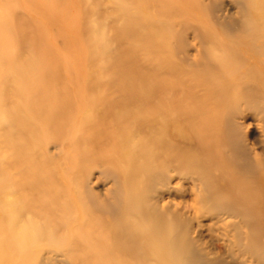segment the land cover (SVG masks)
I'll return each mask as SVG.
<instances>
[{"label": "rangeland", "instance_id": "rangeland-1", "mask_svg": "<svg viewBox=\"0 0 264 264\" xmlns=\"http://www.w3.org/2000/svg\"><path fill=\"white\" fill-rule=\"evenodd\" d=\"M261 45L264 0H0V212L5 176L32 207L12 249L0 213V264H154L112 249L118 221L160 224L165 264H264V65L248 59ZM150 105V126L110 133ZM164 106L173 127L152 118ZM89 135L77 205L40 215L57 230L82 212L88 230L46 237L37 188L72 196L56 162ZM161 137L178 162L127 180L126 156Z\"/></svg>", "mask_w": 264, "mask_h": 264}, {"label": "bare ground", "instance_id": "bare-ground-1", "mask_svg": "<svg viewBox=\"0 0 264 264\" xmlns=\"http://www.w3.org/2000/svg\"><path fill=\"white\" fill-rule=\"evenodd\" d=\"M253 56H249V60H254L257 59V62L260 63L261 65H264V59H260V57H264V45H261L257 47ZM251 62V61H250ZM153 84V83H152ZM248 86V85H247ZM246 86V87H247ZM249 87V86H248ZM249 93V92H248ZM168 106H164L161 108V110L154 111L152 114V118L155 119L156 117H163L165 120H167L168 127H173V123L176 121L177 116L171 114V108ZM151 105L147 108H142V109H134L132 111V114L125 119L123 123L116 124L115 127L111 130L110 133H113L115 131H118L120 129H126L131 127L134 124H137V130L140 131L142 128L138 127H143L145 125H148L149 122L148 120H145V114L147 113V110H150ZM173 111V110H172ZM163 116H162V115ZM57 115V113H56ZM178 120V119H177ZM179 126V125H178ZM158 127V126H157ZM177 128V127H176ZM175 128V129H176ZM180 131V130H179ZM179 134V133H178ZM108 135V134H107ZM97 137V136H96ZM123 137V136H122ZM179 137V135L177 136ZM174 138V133L172 136V140ZM94 136H86L84 138H78L77 141H74L70 145V149L63 155L62 159L59 162H56V165L58 167V174L62 179H64V184L65 186L69 187L72 189V196H68L64 194H58L55 190L52 191L51 186L48 184L46 186V183L42 184V187L37 188V193L43 195H47L46 200L47 202L42 203V201L38 202L36 204L35 208L36 210H32L37 212L38 215H32L34 218V225L37 227H40L39 230L43 231L44 236H55L54 234L58 232L57 230H63L66 226L71 227L75 225L76 223L80 224L81 230H88V223H89V218L86 217L84 218L82 215V212L78 214L77 218L75 219V223H70V224H63V227L55 229H47L45 224L43 225V220L41 215V211L43 210H48L49 207H56L55 204L57 205H66L69 206H76L77 202L80 199V194H81V189L82 186L84 187V184H82V178L80 175L81 169H80V164L84 161V155H79L83 153L84 151H88L91 146L94 145L97 141L99 140H94ZM133 141V140H132ZM79 143V144H77ZM129 144V143H128ZM165 141L164 139L162 140L161 138L155 139L154 143L152 144V147H142L141 149L136 150L134 153H137L139 155L135 158L132 156L131 153H129L124 161L123 164H125L127 167L124 166V169H126V172H124L126 175V179L133 180L134 184L139 181H141L145 175H147V172H150L153 170L155 166H157L160 160H163V164L166 165L165 162L171 164H174L177 161V156L175 154V150L173 147V144L171 146V149H166L164 146ZM191 145V144H190ZM129 146V145H128ZM124 150V149H123ZM84 154V153H83ZM123 155V154H122ZM124 156V155H123ZM120 157V154H119ZM133 158L136 160L135 165L133 163H130V159ZM164 158V159H163ZM120 159V158H118ZM114 160V159H113ZM165 160V161H164ZM129 164V165H128ZM55 165V164H54ZM55 165V166H56ZM38 166H31L30 172H34V170H37ZM54 169V168H53ZM51 170V169H50ZM52 172H55L52 170ZM263 173V172H262ZM7 175V174H6ZM41 175H32V179L28 180L31 184L36 182L37 180H41L42 178H39ZM260 180V179H259ZM38 182H36L37 184ZM1 187L3 189L2 193V210H1V217L3 221V228H2V239L3 242L6 244L5 246L8 248L12 249V245L15 243H18V237L22 233L21 230V225L25 223V217L23 218V210L26 209L27 213L29 214L31 212L32 207L29 208L26 205H23L17 198H14L15 193L19 186L21 185L20 182L13 181L11 182L9 176H5V179L2 180ZM17 184V185H16ZM128 184V183H127ZM140 186L137 185V188H135L134 196H138L141 192L142 189H139ZM50 192V193H49ZM10 196H13L12 200H8ZM129 196L126 197L125 199V210L130 209V204H129ZM59 200H62L61 202ZM60 203H59V202ZM55 203V204H53ZM259 203L264 205V199L259 200ZM30 209V210H29ZM40 212H39V211ZM74 215V214H73ZM87 216V215H86ZM132 218H134V215H131ZM33 219L31 221L33 222ZM66 227V228H68ZM153 231L149 233V231H146V227H141V226H136L132 223V221H128V225H124L121 223V221H118L114 226H113V231H112V238L115 240V246L112 248L113 250L117 249L120 251H127L125 254L132 255L134 257H137L138 260H144L146 258V252H149L153 259L154 264H165L163 263V253H161L162 246L164 242L158 241V236L157 233L161 230L160 224H155L154 227L151 226ZM80 230V229H79ZM78 230V231H79ZM45 231V232H44ZM76 230H73L75 232ZM57 236V235H56ZM49 237V238H50ZM56 238V237H54ZM117 251V252H119ZM133 253V254H132Z\"/></svg>", "mask_w": 264, "mask_h": 264}]
</instances>
